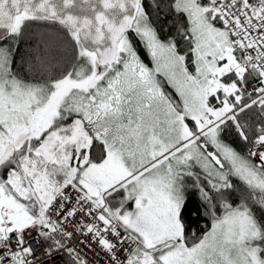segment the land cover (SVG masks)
<instances>
[{"label":"snow or ice","instance_id":"obj_1","mask_svg":"<svg viewBox=\"0 0 264 264\" xmlns=\"http://www.w3.org/2000/svg\"><path fill=\"white\" fill-rule=\"evenodd\" d=\"M0 30V264H264V0H0Z\"/></svg>","mask_w":264,"mask_h":264},{"label":"trees","instance_id":"obj_2","mask_svg":"<svg viewBox=\"0 0 264 264\" xmlns=\"http://www.w3.org/2000/svg\"><path fill=\"white\" fill-rule=\"evenodd\" d=\"M150 2L153 4V6L156 3V0H150ZM150 13H152V9H146ZM168 10L165 8L161 13V19L158 21L159 25H164L166 23H169L171 21V16H165L164 13H166ZM153 19L155 20V15L153 13ZM36 30V34L33 36L31 40H22L19 44L18 49L14 48V51L12 53V57L14 60L13 68L14 70L19 71L21 75L26 76H32V65L34 63V57H35V48L37 44H39L40 49L43 50L45 43H52L56 47H59L61 44L64 43V41L57 39V33H59V28L57 25H51L50 27L44 26L43 24L35 25L34 26ZM51 32V34H49ZM43 33V35H41ZM60 35H64L63 33H59ZM165 35V33H162V36ZM50 38L48 41H44L42 37ZM7 41V40H5ZM227 138H230L232 140V143L234 141V138L230 135H226ZM233 146L236 147L240 151L245 150V146L239 142L233 143ZM235 182V181H234ZM193 200L189 203V209H193L197 203L196 196L197 193L193 192ZM233 200H236V197H233ZM188 224L190 225L189 233H191L192 229H195L196 236H200L203 234L204 231H206L208 228L211 227V218L210 217H197L195 219L189 218Z\"/></svg>","mask_w":264,"mask_h":264},{"label":"built area","instance_id":"obj_3","mask_svg":"<svg viewBox=\"0 0 264 264\" xmlns=\"http://www.w3.org/2000/svg\"><path fill=\"white\" fill-rule=\"evenodd\" d=\"M73 243H75V240H73ZM94 247V246H93ZM85 252H88V249H86V248H84L83 249ZM103 254L101 253V256H102ZM88 258H89V260L91 261V262H96V264H104V261L103 260H100V261H97V257H96V255L94 254V253H91V252H89V254H88Z\"/></svg>","mask_w":264,"mask_h":264},{"label":"rangeland","instance_id":"obj_4","mask_svg":"<svg viewBox=\"0 0 264 264\" xmlns=\"http://www.w3.org/2000/svg\"><path fill=\"white\" fill-rule=\"evenodd\" d=\"M42 39H43L44 41H48V39H50V38H47V37L44 36V37H42ZM48 42H49V41H48ZM4 43L7 44L8 41H5ZM168 91H172V90H169V89H168Z\"/></svg>","mask_w":264,"mask_h":264},{"label":"crops","instance_id":"obj_5","mask_svg":"<svg viewBox=\"0 0 264 264\" xmlns=\"http://www.w3.org/2000/svg\"><path fill=\"white\" fill-rule=\"evenodd\" d=\"M225 138L227 139L228 142L232 143V140L230 138H227V137ZM189 183H191V181H189ZM129 207H131V205H129Z\"/></svg>","mask_w":264,"mask_h":264},{"label":"flooded vegetation","instance_id":"obj_6","mask_svg":"<svg viewBox=\"0 0 264 264\" xmlns=\"http://www.w3.org/2000/svg\"><path fill=\"white\" fill-rule=\"evenodd\" d=\"M169 90H171V89L169 88ZM173 95H175V94L173 93Z\"/></svg>","mask_w":264,"mask_h":264},{"label":"water","instance_id":"obj_7","mask_svg":"<svg viewBox=\"0 0 264 264\" xmlns=\"http://www.w3.org/2000/svg\"><path fill=\"white\" fill-rule=\"evenodd\" d=\"M0 31H2V30H0Z\"/></svg>","mask_w":264,"mask_h":264}]
</instances>
